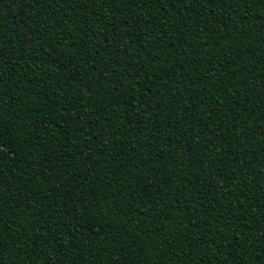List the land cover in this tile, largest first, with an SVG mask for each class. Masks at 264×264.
<instances>
[{
  "label": "trees",
  "instance_id": "16d2710c",
  "mask_svg": "<svg viewBox=\"0 0 264 264\" xmlns=\"http://www.w3.org/2000/svg\"><path fill=\"white\" fill-rule=\"evenodd\" d=\"M0 238L264 264V0H0Z\"/></svg>",
  "mask_w": 264,
  "mask_h": 264
},
{
  "label": "snow or ice",
  "instance_id": "6c2138e0",
  "mask_svg": "<svg viewBox=\"0 0 264 264\" xmlns=\"http://www.w3.org/2000/svg\"><path fill=\"white\" fill-rule=\"evenodd\" d=\"M157 2L159 3L160 0H157ZM165 2H167V0H165ZM173 3L177 4V5H181L182 6V0H172ZM188 2H191V0H188ZM65 227H67V225H65ZM3 244H2V238H0V249H2Z\"/></svg>",
  "mask_w": 264,
  "mask_h": 264
}]
</instances>
